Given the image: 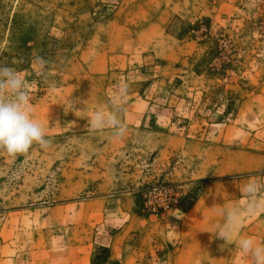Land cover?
<instances>
[{"label": "rangeland", "instance_id": "rangeland-1", "mask_svg": "<svg viewBox=\"0 0 264 264\" xmlns=\"http://www.w3.org/2000/svg\"><path fill=\"white\" fill-rule=\"evenodd\" d=\"M0 64L50 141L0 151V264H250L214 233L264 242V0H0Z\"/></svg>", "mask_w": 264, "mask_h": 264}, {"label": "clouds", "instance_id": "clouds-1", "mask_svg": "<svg viewBox=\"0 0 264 264\" xmlns=\"http://www.w3.org/2000/svg\"><path fill=\"white\" fill-rule=\"evenodd\" d=\"M128 89L127 83L119 86L118 97L121 102H113V112L107 117L102 111L95 112L89 121L91 128L102 129L107 126L114 129L113 135L116 137L126 135L127 126L120 120L119 113ZM29 102L30 97L24 88L20 74L12 67L0 64V151H6L15 156L26 153L34 143L41 147L49 146L50 141L46 138L44 128L29 111ZM262 188L264 185L254 180L243 187L242 192L248 201L245 209L248 215H254L264 208V201L258 199V193ZM243 218L244 212L239 208L231 209L227 213V222L214 234L223 239L226 244H235L249 259L250 264H264V242L258 243L250 236L236 241L229 240L231 232L236 225L243 222Z\"/></svg>", "mask_w": 264, "mask_h": 264}, {"label": "built area", "instance_id": "built-area-1", "mask_svg": "<svg viewBox=\"0 0 264 264\" xmlns=\"http://www.w3.org/2000/svg\"><path fill=\"white\" fill-rule=\"evenodd\" d=\"M170 190L166 187H158L157 189L154 188V190L151 192V197L157 199L158 197L162 196H169Z\"/></svg>", "mask_w": 264, "mask_h": 264}]
</instances>
